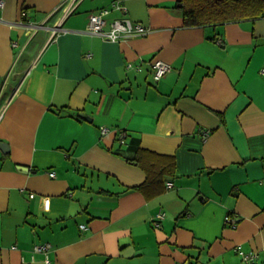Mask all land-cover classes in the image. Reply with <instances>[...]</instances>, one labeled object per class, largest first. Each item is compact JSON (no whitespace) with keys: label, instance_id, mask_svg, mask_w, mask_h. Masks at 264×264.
<instances>
[{"label":"crops","instance_id":"crops-1","mask_svg":"<svg viewBox=\"0 0 264 264\" xmlns=\"http://www.w3.org/2000/svg\"><path fill=\"white\" fill-rule=\"evenodd\" d=\"M2 1L0 264H264V15L188 26L180 0ZM102 9L146 34H86ZM120 130L140 165L114 153Z\"/></svg>","mask_w":264,"mask_h":264},{"label":"built area","instance_id":"built-area-1","mask_svg":"<svg viewBox=\"0 0 264 264\" xmlns=\"http://www.w3.org/2000/svg\"><path fill=\"white\" fill-rule=\"evenodd\" d=\"M2 0H0V6L2 5ZM112 9L121 10L124 13L126 9L118 4H113ZM73 11V7L68 9V13ZM111 12L109 9L99 10L97 13H92L89 16V22L84 30L86 34L98 36L103 40L117 42L120 40H126L136 36H143L146 34V31L141 24L132 22L126 16L114 19L111 21L106 28V20L105 17ZM153 68L152 77L155 82H158L164 75H166L170 70L171 66L162 60H156L153 62H149ZM108 128L101 127L100 133L101 135L108 133ZM210 130L204 129L200 131V137L202 140H206L210 135ZM118 139L120 144H125L126 132L124 130H120L118 133ZM50 176H54V173H50ZM172 184H168L166 188H171ZM30 197H34V194H30ZM164 216L163 213H158L156 215V219H162ZM225 224L229 225L231 228L236 227V219L231 216H226ZM81 229H85L84 225L80 226ZM51 245L49 243L35 244L32 247V253L34 254H42L43 261L45 263H49L48 253L50 251ZM257 258L256 254H242V259L247 264H251Z\"/></svg>","mask_w":264,"mask_h":264},{"label":"trees","instance_id":"trees-1","mask_svg":"<svg viewBox=\"0 0 264 264\" xmlns=\"http://www.w3.org/2000/svg\"><path fill=\"white\" fill-rule=\"evenodd\" d=\"M180 2L184 24L188 26L228 23L264 15L263 0H180ZM114 153L128 163L140 165V149L131 150L129 146L124 148L119 144ZM172 170L171 165H166L159 173V177ZM155 177L158 178L157 173L147 176L145 184L153 182Z\"/></svg>","mask_w":264,"mask_h":264},{"label":"water","instance_id":"water-1","mask_svg":"<svg viewBox=\"0 0 264 264\" xmlns=\"http://www.w3.org/2000/svg\"><path fill=\"white\" fill-rule=\"evenodd\" d=\"M79 116H80L81 118H84L85 120L90 121V119H87V116H86L84 113H79Z\"/></svg>","mask_w":264,"mask_h":264}]
</instances>
